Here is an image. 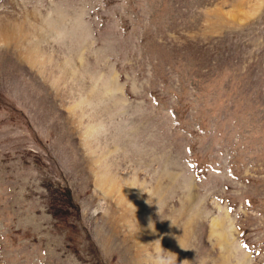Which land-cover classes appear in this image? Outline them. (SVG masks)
I'll return each mask as SVG.
<instances>
[{
  "label": "rangeland",
  "instance_id": "rangeland-1",
  "mask_svg": "<svg viewBox=\"0 0 264 264\" xmlns=\"http://www.w3.org/2000/svg\"><path fill=\"white\" fill-rule=\"evenodd\" d=\"M158 252L264 264V0H0V264Z\"/></svg>",
  "mask_w": 264,
  "mask_h": 264
},
{
  "label": "clouds",
  "instance_id": "clouds-1",
  "mask_svg": "<svg viewBox=\"0 0 264 264\" xmlns=\"http://www.w3.org/2000/svg\"><path fill=\"white\" fill-rule=\"evenodd\" d=\"M147 227L151 229L152 231H155L154 223L151 220V218H149ZM153 264H177V258L171 254L164 255L158 252L156 258L153 261Z\"/></svg>",
  "mask_w": 264,
  "mask_h": 264
},
{
  "label": "bare ground",
  "instance_id": "bare-ground-1",
  "mask_svg": "<svg viewBox=\"0 0 264 264\" xmlns=\"http://www.w3.org/2000/svg\"><path fill=\"white\" fill-rule=\"evenodd\" d=\"M122 184V183H121ZM132 184V183H131ZM127 186V185H126ZM127 188H129V187H127ZM128 190V189H127ZM125 192V191H124ZM121 193H123V191L121 192Z\"/></svg>",
  "mask_w": 264,
  "mask_h": 264
}]
</instances>
